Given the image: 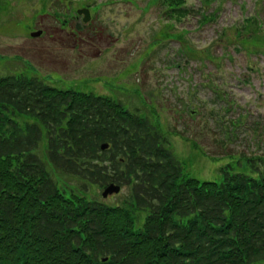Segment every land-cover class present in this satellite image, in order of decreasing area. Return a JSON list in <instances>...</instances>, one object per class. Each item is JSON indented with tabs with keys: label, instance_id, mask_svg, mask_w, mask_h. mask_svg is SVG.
<instances>
[{
	"label": "trees",
	"instance_id": "obj_1",
	"mask_svg": "<svg viewBox=\"0 0 264 264\" xmlns=\"http://www.w3.org/2000/svg\"><path fill=\"white\" fill-rule=\"evenodd\" d=\"M26 72L0 75V264H264V154L189 175L139 108ZM110 185L122 203L89 195Z\"/></svg>",
	"mask_w": 264,
	"mask_h": 264
},
{
	"label": "rangeland",
	"instance_id": "obj_2",
	"mask_svg": "<svg viewBox=\"0 0 264 264\" xmlns=\"http://www.w3.org/2000/svg\"><path fill=\"white\" fill-rule=\"evenodd\" d=\"M184 8L176 16L159 0H0V75L26 67L60 89L139 108L189 175L219 178L230 162L250 173L242 157L264 154V36L252 42L251 33L264 34V0H186ZM90 188L110 204L128 191L103 197Z\"/></svg>",
	"mask_w": 264,
	"mask_h": 264
},
{
	"label": "water",
	"instance_id": "obj_3",
	"mask_svg": "<svg viewBox=\"0 0 264 264\" xmlns=\"http://www.w3.org/2000/svg\"><path fill=\"white\" fill-rule=\"evenodd\" d=\"M78 14H83V21H87L90 17L89 10L87 7H82L77 9ZM41 33V30H34L30 32L31 36H38ZM102 148L107 147V144H103L101 146ZM119 190V187H112L111 185L106 187L103 191V196H105L107 193L117 192Z\"/></svg>",
	"mask_w": 264,
	"mask_h": 264
}]
</instances>
